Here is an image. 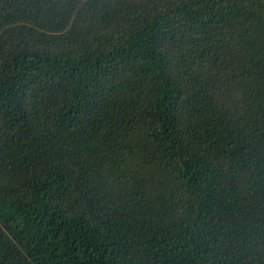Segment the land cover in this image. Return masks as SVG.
I'll return each mask as SVG.
<instances>
[{
    "label": "trees",
    "instance_id": "trees-1",
    "mask_svg": "<svg viewBox=\"0 0 264 264\" xmlns=\"http://www.w3.org/2000/svg\"><path fill=\"white\" fill-rule=\"evenodd\" d=\"M0 264H264V0H0Z\"/></svg>",
    "mask_w": 264,
    "mask_h": 264
}]
</instances>
